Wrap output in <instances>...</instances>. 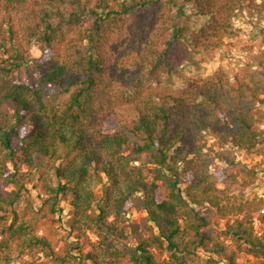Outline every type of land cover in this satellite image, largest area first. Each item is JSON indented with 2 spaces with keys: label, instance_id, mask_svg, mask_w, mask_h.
Returning a JSON list of instances; mask_svg holds the SVG:
<instances>
[{
  "label": "trees",
  "instance_id": "16d2710c",
  "mask_svg": "<svg viewBox=\"0 0 264 264\" xmlns=\"http://www.w3.org/2000/svg\"><path fill=\"white\" fill-rule=\"evenodd\" d=\"M245 17L252 61L185 74ZM263 19L264 0H0V264H264V199L238 194L258 171L236 154H264ZM34 43L36 88L14 80Z\"/></svg>",
  "mask_w": 264,
  "mask_h": 264
},
{
  "label": "rangeland",
  "instance_id": "374dc122",
  "mask_svg": "<svg viewBox=\"0 0 264 264\" xmlns=\"http://www.w3.org/2000/svg\"><path fill=\"white\" fill-rule=\"evenodd\" d=\"M185 11L189 12L188 9ZM245 22H248V17L238 19L236 21V25L239 27H245L247 31L246 33L233 39H225L221 47L212 50L209 54L198 55L196 57V59H199L200 61L198 66L188 67L185 74L189 76L194 74L202 77H209L219 68H223L229 73H234L240 69L244 61H252V54L244 51V48H248L252 45L258 48L259 44L262 42V34L261 30L256 28L254 23L246 24ZM261 26L264 27V19L262 20ZM29 53L31 61L28 64L23 65L19 70L15 71L14 80L20 83H26L31 87L36 88L40 79V73L34 65V60L42 56V47L34 43L29 48ZM164 83L180 84V80H178L174 75L167 73L161 74L158 86H162ZM46 92L52 99L64 97V94L59 87H48ZM212 141L213 139H210L209 143ZM260 148L264 150V143L260 145ZM236 154L238 160L243 164L245 172H248L253 167L258 171L255 181L252 184L240 189L238 194L245 196L247 199H264V154L246 153L245 151H236ZM225 167L226 164L224 162L216 161L214 169L221 170ZM28 187L29 191H25L24 194L26 196L25 198L31 205L37 206L39 203L37 195L38 189H35L33 185H28ZM12 189L13 187L11 185H6L0 180V194ZM61 204L64 207V211L62 214L57 215V219H62L55 223V227L58 228L60 232L58 249L65 243L75 240L72 236L68 237L67 231L62 229L65 226L64 224L66 219L71 213V209L68 203L62 202ZM143 215H145V212L143 211H138L136 209L130 210L128 213V224L141 222ZM214 225L222 227L224 225V221H217V219H214ZM247 258L249 259L251 257L242 256L240 261H245ZM27 262H33L34 264H57L53 259L45 257L44 255H36L35 257L24 255L12 264H26Z\"/></svg>",
  "mask_w": 264,
  "mask_h": 264
},
{
  "label": "built area",
  "instance_id": "2783aa9c",
  "mask_svg": "<svg viewBox=\"0 0 264 264\" xmlns=\"http://www.w3.org/2000/svg\"><path fill=\"white\" fill-rule=\"evenodd\" d=\"M261 127L264 128V124H262ZM254 226H255V228H258V226H259V221H258V219H255V220H254ZM259 234H260V232H259Z\"/></svg>",
  "mask_w": 264,
  "mask_h": 264
}]
</instances>
